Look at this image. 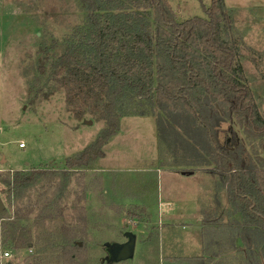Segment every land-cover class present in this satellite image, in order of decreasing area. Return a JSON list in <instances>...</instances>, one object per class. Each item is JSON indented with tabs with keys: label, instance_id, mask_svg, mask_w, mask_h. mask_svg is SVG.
<instances>
[{
	"label": "trees",
	"instance_id": "obj_1",
	"mask_svg": "<svg viewBox=\"0 0 264 264\" xmlns=\"http://www.w3.org/2000/svg\"><path fill=\"white\" fill-rule=\"evenodd\" d=\"M76 1L85 19L63 37L62 48L58 38L39 45L28 100L36 104L60 91L76 120L90 115L105 125L94 141L66 158L64 168L1 173L2 213L16 206L13 226L32 219L34 208L25 202L41 186L46 198L35 218L63 217L61 203L73 174L104 156L123 117L152 115L160 147L170 153L161 163L205 165L218 175L217 192L226 190L230 219L214 223L229 225L231 245L240 238L234 253L246 264H264V167L257 165L264 160V116L239 61L240 40L232 34L234 19L224 0L204 5L205 17L182 21L168 0ZM240 128L260 140L254 156ZM53 185L55 194L48 196L46 188ZM60 236L39 240V252L62 250L79 264L70 251L77 246L73 238L68 232L64 240Z\"/></svg>",
	"mask_w": 264,
	"mask_h": 264
},
{
	"label": "rangeland",
	"instance_id": "obj_2",
	"mask_svg": "<svg viewBox=\"0 0 264 264\" xmlns=\"http://www.w3.org/2000/svg\"><path fill=\"white\" fill-rule=\"evenodd\" d=\"M168 1L177 19L182 21L196 15L205 17L204 5L208 6L211 0ZM224 3L233 15L232 34L240 40L239 61L264 116V0H224ZM84 19L85 13L76 0H0V174L18 169L64 168L66 158L82 151L104 127L103 120H95L90 115L76 120L60 91L49 100H40L36 104L28 100V86L36 74L39 45L49 44L53 38H58L62 48L63 37ZM86 119L93 120V123L86 124ZM233 125L238 128L236 121ZM223 126L227 127L228 123ZM156 130L155 116L124 117L120 136H114L105 149L106 157L73 174L68 188L70 193H66L61 203L65 207L63 217L44 222L35 218L46 198L41 197L45 191L41 186L32 192V200L25 202L26 206L34 208L32 219L19 221V226H13L16 206L11 212L1 213L0 264H73L68 261L70 254L64 257L62 250L39 252L38 249L40 242L45 244L58 235L64 240V232H68L77 245L70 251L79 264H209L215 260V264H246L244 259L234 255V249L239 247L241 240L237 238L231 245L229 226H213L215 230L207 226L209 256H200L198 260L187 256L201 254L197 249L201 230H195L196 226L192 225L199 222L200 212L175 220L176 225H189L184 229L183 226H142L140 221L147 218L143 209L127 206L143 199L141 203L149 205L148 211L154 214L156 223L160 220L167 222L165 215L159 214L162 212L159 195L163 194L159 189L158 175L143 172L145 167L148 169L149 165L155 164L153 159L157 155L159 159L170 156L168 151L161 149ZM237 131L254 156L260 140L242 128ZM22 143L24 146H20ZM261 154L264 157V153ZM257 163L264 167V160ZM167 165L172 166L170 162ZM109 167H117L118 170L109 171ZM173 167L206 169L205 165ZM212 173L216 193L220 188L219 176ZM198 176L202 175L199 173ZM133 178L145 181L148 187L139 185V188L133 187L132 192L128 186ZM47 188L48 196L55 194L54 185ZM193 193L190 194H197ZM221 193L226 197V190ZM228 211L224 212L223 219H230L226 215ZM67 229L72 231H64ZM216 230L220 239L212 235ZM127 231L137 236L134 256L111 262L105 243L126 241ZM149 237L151 244H147ZM189 237L190 241H195V246L190 245ZM212 242L214 251L210 247ZM9 249H13L12 257L2 258Z\"/></svg>",
	"mask_w": 264,
	"mask_h": 264
},
{
	"label": "crops",
	"instance_id": "obj_3",
	"mask_svg": "<svg viewBox=\"0 0 264 264\" xmlns=\"http://www.w3.org/2000/svg\"><path fill=\"white\" fill-rule=\"evenodd\" d=\"M123 119H121V126L119 132L114 135L116 138L120 136V131H122V124ZM113 136V137H114ZM112 137V138H113ZM155 137V132H154ZM156 137L158 139V131L156 130ZM111 138V139H112ZM156 139V138H155ZM110 140L108 143L104 146V156L102 158H105L107 155V152L105 149L110 145ZM159 143V142H158ZM155 164L149 165L148 169L146 167L143 169V172H153L157 173L158 175V184L159 189L162 192V196L159 195V207L162 209V212L160 211L159 214L165 215L166 221L169 222H163L160 220L158 223L155 222L153 216L154 214L150 213L148 211L149 205L146 203H130L127 204L133 205L135 207H140L143 209V213L147 215V218L144 221H140L142 226H183V229L186 225L182 223L183 225H176L175 220L186 215H198L200 212L201 217H199V222H195V224H192L196 226L195 230H201V239H197V249L201 251L200 253H193L189 254L187 257H197L198 260H200V256L208 257V251H207V245L208 240L206 237L205 229L208 228L207 226H212L211 228L215 230V227L213 226H229L226 222L225 223H214L215 220H219L224 218L223 214L226 210H229V204L227 203V197H224V194L221 192L223 190H220L219 192L215 193V177L214 174L207 170V168L204 170V168L200 167L198 169L193 167H173L168 166L163 163H161V159H159V155H157V158L153 159ZM134 169V168H133ZM100 170V169H99ZM118 170L117 167H109V171H115ZM199 173L202 175L200 178ZM195 176V177H194ZM180 177V178H177ZM208 177V178H207ZM142 178H145L144 176ZM194 178V179H193ZM162 179V182L160 183V180ZM209 179V180H207ZM195 180V181H194ZM129 183L131 185L128 186V189H130L132 192L134 188H139V185H142L143 187H148L145 183V181H141L139 179L133 178L132 180H129ZM176 185H180V187H175ZM197 193L196 195H193L194 193ZM190 193H193L192 195ZM137 194V193H135ZM144 196V195H142ZM145 198V196L143 197ZM210 198L208 201L207 199ZM213 200V202H211ZM226 200V201H225ZM210 201V204H209ZM142 205V206H141ZM191 208H193L191 210ZM208 217V218H207ZM143 220V219H142ZM204 220V221H203ZM213 220V221H209ZM228 220V219H224ZM139 224V225H140ZM140 225V226H141ZM164 229V228H163ZM218 230L214 232L215 239H220V236L218 234ZM150 237L148 238L147 244H151ZM190 241V237H189ZM240 241V239H239ZM191 246H195V241L191 239L190 241ZM242 246V243L240 241L239 247ZM212 250H215L214 242L211 243ZM238 252L234 254L238 257ZM186 256V255H185ZM214 259V258H213ZM217 263V260H215L214 263L209 264H215Z\"/></svg>",
	"mask_w": 264,
	"mask_h": 264
},
{
	"label": "water",
	"instance_id": "obj_4",
	"mask_svg": "<svg viewBox=\"0 0 264 264\" xmlns=\"http://www.w3.org/2000/svg\"><path fill=\"white\" fill-rule=\"evenodd\" d=\"M86 124H92L93 120L86 119ZM6 205L0 194V214L4 211ZM126 241L124 242H106V250L108 252V258L111 262H119L122 260H126L132 258L135 253V246L137 236L135 233L131 231H127L125 233Z\"/></svg>",
	"mask_w": 264,
	"mask_h": 264
},
{
	"label": "built area",
	"instance_id": "obj_5",
	"mask_svg": "<svg viewBox=\"0 0 264 264\" xmlns=\"http://www.w3.org/2000/svg\"><path fill=\"white\" fill-rule=\"evenodd\" d=\"M20 146H24V143L20 144ZM12 254H13V249H9V250H6L3 254H2V258H10L12 257Z\"/></svg>",
	"mask_w": 264,
	"mask_h": 264
}]
</instances>
